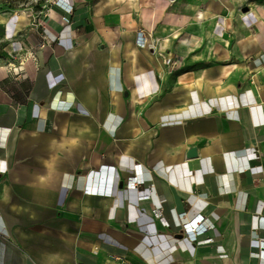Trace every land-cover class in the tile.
Listing matches in <instances>:
<instances>
[{"label": "crops", "instance_id": "1", "mask_svg": "<svg viewBox=\"0 0 264 264\" xmlns=\"http://www.w3.org/2000/svg\"><path fill=\"white\" fill-rule=\"evenodd\" d=\"M63 13L0 54V264H264V15ZM198 214L211 228L186 238Z\"/></svg>", "mask_w": 264, "mask_h": 264}, {"label": "rangeland", "instance_id": "2", "mask_svg": "<svg viewBox=\"0 0 264 264\" xmlns=\"http://www.w3.org/2000/svg\"><path fill=\"white\" fill-rule=\"evenodd\" d=\"M230 1H235L241 10L264 15V0ZM53 3L54 0H0V54L10 52L14 58L18 54L16 43L23 40L28 29L43 24L44 14Z\"/></svg>", "mask_w": 264, "mask_h": 264}, {"label": "built area", "instance_id": "3", "mask_svg": "<svg viewBox=\"0 0 264 264\" xmlns=\"http://www.w3.org/2000/svg\"><path fill=\"white\" fill-rule=\"evenodd\" d=\"M78 0H54V4L64 11L61 21L64 25H71L74 21V16L76 13V5ZM46 34V33H45ZM43 34L42 38L37 41L34 47L43 45V43L48 40L47 35ZM138 176H135V179L138 180ZM186 213H182L181 216H185ZM211 226L206 223L204 215L198 214L193 219H190L189 222L184 223V228L182 234L186 238L196 240L198 236L207 232Z\"/></svg>", "mask_w": 264, "mask_h": 264}, {"label": "water", "instance_id": "4", "mask_svg": "<svg viewBox=\"0 0 264 264\" xmlns=\"http://www.w3.org/2000/svg\"><path fill=\"white\" fill-rule=\"evenodd\" d=\"M197 154V148L193 147L189 151V156H195Z\"/></svg>", "mask_w": 264, "mask_h": 264}, {"label": "bare ground", "instance_id": "5", "mask_svg": "<svg viewBox=\"0 0 264 264\" xmlns=\"http://www.w3.org/2000/svg\"><path fill=\"white\" fill-rule=\"evenodd\" d=\"M10 29V28H9ZM9 34H10V32H9Z\"/></svg>", "mask_w": 264, "mask_h": 264}]
</instances>
